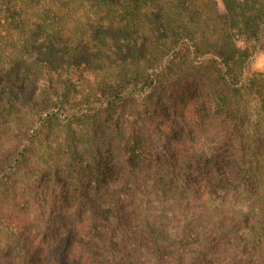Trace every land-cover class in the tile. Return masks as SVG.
<instances>
[{"label": "trees", "instance_id": "trees-1", "mask_svg": "<svg viewBox=\"0 0 264 264\" xmlns=\"http://www.w3.org/2000/svg\"><path fill=\"white\" fill-rule=\"evenodd\" d=\"M263 40L264 0H0V264H264Z\"/></svg>", "mask_w": 264, "mask_h": 264}, {"label": "rangeland", "instance_id": "rangeland-1", "mask_svg": "<svg viewBox=\"0 0 264 264\" xmlns=\"http://www.w3.org/2000/svg\"><path fill=\"white\" fill-rule=\"evenodd\" d=\"M169 57L167 56V59ZM166 59V60H167ZM247 72H261L264 73V40L256 48L253 57L247 66Z\"/></svg>", "mask_w": 264, "mask_h": 264}]
</instances>
